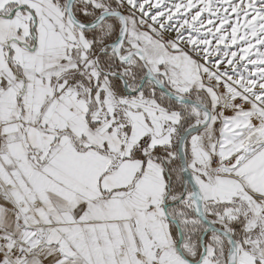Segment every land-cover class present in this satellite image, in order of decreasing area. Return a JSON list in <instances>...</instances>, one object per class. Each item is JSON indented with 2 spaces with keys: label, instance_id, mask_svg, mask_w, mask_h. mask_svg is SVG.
<instances>
[{
  "label": "snow or ice",
  "instance_id": "6c2138e0",
  "mask_svg": "<svg viewBox=\"0 0 264 264\" xmlns=\"http://www.w3.org/2000/svg\"><path fill=\"white\" fill-rule=\"evenodd\" d=\"M0 264H264V0H0Z\"/></svg>",
  "mask_w": 264,
  "mask_h": 264
}]
</instances>
